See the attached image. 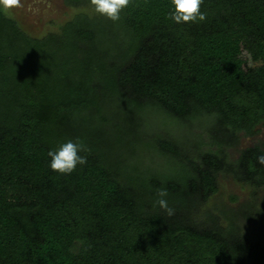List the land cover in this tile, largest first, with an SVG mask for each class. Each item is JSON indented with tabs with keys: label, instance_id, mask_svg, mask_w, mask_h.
I'll use <instances>...</instances> for the list:
<instances>
[{
	"label": "trees",
	"instance_id": "trees-1",
	"mask_svg": "<svg viewBox=\"0 0 264 264\" xmlns=\"http://www.w3.org/2000/svg\"><path fill=\"white\" fill-rule=\"evenodd\" d=\"M91 6L40 38L0 7V264H264L236 211L204 207L219 176L264 187V0H203L181 24L170 0L117 22ZM68 140L89 151L63 175L48 152ZM137 141L177 169L139 167Z\"/></svg>",
	"mask_w": 264,
	"mask_h": 264
},
{
	"label": "rangeland",
	"instance_id": "rangeland-1",
	"mask_svg": "<svg viewBox=\"0 0 264 264\" xmlns=\"http://www.w3.org/2000/svg\"><path fill=\"white\" fill-rule=\"evenodd\" d=\"M21 5L10 11H5L2 6L0 7L26 33L37 38L44 36L49 31H56L60 25L78 12H84L89 15L94 12L90 3L80 6H69L63 0H21ZM104 113L110 120V123L111 121L121 120L118 111L114 112V109L110 105L104 106ZM150 120V124L147 125L146 129L150 126L153 128L157 125L158 121H161L165 123L164 128L175 130L181 134L182 132H185L186 135L189 134V131L183 125L176 126L173 123V126H170L160 116L151 117ZM195 129L192 130L195 132ZM141 137L143 138V136ZM248 143L249 138H241L239 147H244ZM132 148L134 151L129 152V154L134 162H138L139 167L149 166V168L170 173L176 168L171 160L161 159L160 156L154 155L150 145L147 146L137 141ZM221 205H225V207L236 211L238 217L243 219L244 233L248 237L264 244V187L252 188L233 177L227 175L219 176L217 178L216 190L207 197L204 207L211 208L214 211L216 206Z\"/></svg>",
	"mask_w": 264,
	"mask_h": 264
},
{
	"label": "clouds",
	"instance_id": "clouds-1",
	"mask_svg": "<svg viewBox=\"0 0 264 264\" xmlns=\"http://www.w3.org/2000/svg\"><path fill=\"white\" fill-rule=\"evenodd\" d=\"M132 3V0H91L96 13L117 22L120 19L121 12ZM171 10L167 13L166 18L174 23H198L206 20V14L201 11L203 0H170ZM0 6L5 11H10L15 7H20L21 0H0ZM89 149L86 145L68 140L62 143L59 148L49 150L48 156L50 160V168L63 175L74 172L77 165H85L87 156L80 155L81 152L87 153ZM257 161L264 165V155L257 157ZM168 195L167 189H159L157 196L159 199L156 203L164 209L169 216L173 214V210L169 208L167 200L164 199Z\"/></svg>",
	"mask_w": 264,
	"mask_h": 264
}]
</instances>
